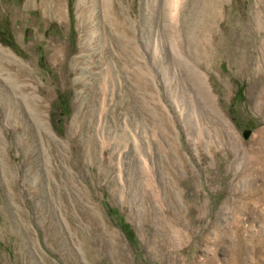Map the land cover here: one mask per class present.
<instances>
[{"label":"rangeland","instance_id":"obj_1","mask_svg":"<svg viewBox=\"0 0 264 264\" xmlns=\"http://www.w3.org/2000/svg\"><path fill=\"white\" fill-rule=\"evenodd\" d=\"M112 5L0 0V264H264V0Z\"/></svg>","mask_w":264,"mask_h":264},{"label":"bare ground","instance_id":"obj_2","mask_svg":"<svg viewBox=\"0 0 264 264\" xmlns=\"http://www.w3.org/2000/svg\"><path fill=\"white\" fill-rule=\"evenodd\" d=\"M80 5V11H81V18H82V20H86V18H87V11L89 10V8H90V10L92 11V9H91V6L92 5H88V3H86V2H83V3H80L79 4ZM169 7V10H170V6H168ZM103 8H104V15H105V17H106V19L107 20H109V22L111 23V24H113L115 27H118L119 29H120V32H123V33H127V25H126V20H123L122 19V23L119 21V20H117L113 15H115V9H114V6L112 5V0H103ZM56 9V8H55ZM56 11V13L57 14H61V11L59 10V9H56L55 10ZM89 13V12H88ZM154 13V12H153ZM174 15V14H173ZM166 18L167 17H169V11L168 10H165V15H164ZM173 18V17H172ZM203 30V29H202ZM210 34V33H209ZM200 35V34H199ZM201 36V35H200ZM235 36V35H234ZM196 37V36H195ZM197 37H199L198 36V34H197ZM236 37V36H235ZM197 39V38H196ZM234 39V38H233ZM232 39V40H233ZM212 40V39H211ZM210 40V41H211ZM241 40V39H240ZM239 40V41H240ZM212 43V44H211ZM211 43H209V40L208 39H199V40H195V41H191V43L189 44V45H192V47H194V48H196V49H198L197 51H199V49H202L203 47H207V48H209L210 46H213V45H215L216 43L215 42H211ZM232 44L234 45V50H235V55H236V57H237V59L238 60H240V63H241V66H243V64H244V59H243V56L242 55H240V52H239V43H238V41L236 40H234V42H232ZM177 47H179V48H181V43H179V46H177ZM178 48V49H179ZM227 47H226V49H225V51L226 52H228L227 51ZM180 50V49H179ZM202 51V50H201ZM200 51V52H201ZM182 52V51H181ZM202 53V52H201ZM199 54V53H198ZM232 55V54H231ZM210 59H211V56L210 55H207L206 57H205V61H203V62H199V61H195L196 62V64L198 65V64H204V63H206V61L207 60H209L210 61ZM8 72V71H7ZM12 76H10V78H11ZM8 78V77H7ZM194 80H195V82L199 85L198 87H199V92H200V96L202 97V99L203 100H205V101H208V102H210L211 103V99H214V98H211V96H213L212 94H210L211 92L209 91V88H208V86H207V84L205 83V81H204V79H203V74H202V72H200V73H197V74H195V76H194ZM10 81V80H9ZM12 81V80H11ZM10 81V82H11ZM14 81V80H13ZM12 81V82H13ZM16 81V80H15ZM13 84H14V82H13ZM12 84V85H13ZM198 93V92H197ZM214 102H212V104H213ZM85 110V109H84ZM219 114V113H218ZM221 115V114H220ZM222 117V116H221ZM35 118H36V120H37V122H38V124L39 125H41V127L43 126L44 127V121H43V117H42V112L40 111V110H36L35 111ZM45 140V139H44ZM74 159V158H73ZM79 161V160H78ZM5 164V163H4ZM168 166H171V167H174L175 166V161H174V159H172V160H170L169 161V164H168ZM6 170V169H5ZM7 170H9V169H7ZM79 170H80V168H79ZM78 170V171H79ZM10 171V170H9ZM245 242V241H244ZM241 243V242H240ZM237 244V243H236ZM239 244V243H238ZM258 244V243H257ZM258 245H260V244H258ZM263 245H264V243H263ZM240 247V249H239V253H240V261H239V263H237V264H241V262L243 261V254L245 253V251H246V248H245V246H244V244H241V246H239ZM261 249V248H260ZM259 249V250H260ZM259 250H257V252H259ZM262 250V249H261ZM264 250V249H263ZM256 251V250H255ZM234 252V251H233ZM232 253V252H231ZM236 253V252H235ZM260 253V252H259ZM263 253V252H262ZM261 253V254H262ZM262 255H264V254H262ZM261 255V256H262ZM232 256H233V254H232ZM231 256V257H232ZM256 257H258L257 255H256ZM259 258H260V256H259ZM229 260V259H228ZM262 260V259H261ZM233 261V260H232ZM230 262H231V258H230ZM230 264H232V263H230ZM233 264H234V262H233Z\"/></svg>","mask_w":264,"mask_h":264},{"label":"water","instance_id":"obj_3","mask_svg":"<svg viewBox=\"0 0 264 264\" xmlns=\"http://www.w3.org/2000/svg\"><path fill=\"white\" fill-rule=\"evenodd\" d=\"M247 135H248V131H246V132L243 133V136L244 137H247Z\"/></svg>","mask_w":264,"mask_h":264}]
</instances>
